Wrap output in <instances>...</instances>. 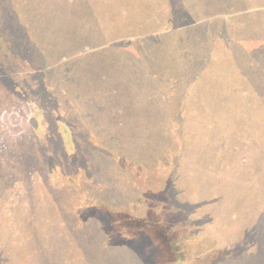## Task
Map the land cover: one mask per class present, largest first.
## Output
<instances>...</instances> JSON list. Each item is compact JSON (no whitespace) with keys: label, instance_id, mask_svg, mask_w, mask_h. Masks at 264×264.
<instances>
[{"label":"rangeland","instance_id":"obj_1","mask_svg":"<svg viewBox=\"0 0 264 264\" xmlns=\"http://www.w3.org/2000/svg\"><path fill=\"white\" fill-rule=\"evenodd\" d=\"M80 1L74 2L72 7L68 5V0H19L25 11L20 10V14L17 13V18L19 22L23 20L26 23L27 30H20L21 33L15 36L14 41L11 38H0L3 52L1 61L7 64L6 69L11 68L12 72L17 71L22 65L21 60L23 61L24 54L18 55L17 51L9 53V49H13L12 47L18 44H21V47L19 45L20 49L28 46L34 48L35 53L28 60L29 62L35 61L33 67H29L28 64L25 65V68L20 67L21 70L24 69L23 73L17 72L10 76H0L17 99V105L21 112L20 118L25 120L24 122H28L37 109L36 106L33 107L29 103L28 94L30 92L45 105V109L41 108V114L34 120V132L36 137L39 136V147L32 156L33 160L37 162V168L35 172L32 171L34 174L30 177L31 180L27 182L23 179L18 185H14L13 188L8 186L0 193V205L6 204L7 206L5 212L0 214V256L7 257L12 254L20 264H24L19 259L20 254L29 251L36 253L34 261L43 264H48L50 261L52 264H110L114 258L117 263L169 264V251L164 247L161 237L158 234L157 237L153 235L156 228L151 230L150 234H133L128 238L131 241L129 251L133 254L132 258L123 252L110 259L109 252L100 249L101 240L106 239L108 235L112 236L116 231L115 224L112 223L113 214L109 211L110 209L105 210V208H109V205H117L119 202L113 193L107 191L109 194L103 192L97 197L101 200L104 198L109 200L94 204L92 201L95 196L90 194L102 192L99 185H106V181L116 182V178L119 176L121 179H131L129 170L133 169V163L126 161L125 154L134 155L137 152L146 154L152 144L155 145L151 148L150 153L164 150L170 145L178 146L175 145V138L178 135L170 134L174 132L173 128L159 123L158 115L153 109L154 100L150 102L151 106L145 109L141 106L142 100L137 105L133 103L135 99L125 102L127 100L125 94L135 92V78L142 81L143 79L144 81L148 80L149 64L146 58L133 65L132 61L136 56H133L131 50L128 52L129 50L125 48L128 46L127 42L130 41L129 37L134 40L140 31L148 30L152 33L154 30H160L152 23L154 16L143 10L144 7L147 8V3L151 0H104V7H100L99 10H93L92 4L86 2L98 14V30L96 32L93 30V34L90 33L91 30L87 31L89 27L84 28V26L76 24V21L79 20V12L82 11L86 14V11L81 9L84 2ZM109 1L111 3L118 1L120 9H111L110 6H107ZM213 1L215 0H200L206 7ZM13 3L15 2L13 1ZM123 4L125 5L123 6ZM149 4L151 3L149 2ZM256 4H261L264 8V0H246V5L242 8V15L240 18L236 16L231 22L229 21L228 26L232 25L229 28L232 30L235 28V33L240 32L243 27L246 28V20L258 27V36L261 34L264 36V13L255 14V11L251 10ZM9 6L11 7L10 4H7L5 8H9ZM126 7L129 8V11L126 12L127 17L131 22L137 21L138 26H133L138 30L131 31L130 35H127L125 31L115 32L119 22L126 23L128 21L125 19L127 17L122 15V11L127 9ZM77 9L81 11H77ZM244 9L245 11H243ZM247 12L250 15L245 17ZM53 13H55V17ZM120 13L121 15L118 16ZM63 15L68 18H64L66 16ZM239 19H242L240 24H238ZM214 22L216 26L214 34L218 37L212 34L208 41L204 39L193 48H203L206 43L209 44V46L207 45L209 52L213 53V57L219 61L216 70L221 69V73L218 74L223 82L220 89H226V92L234 91L233 87L237 76L238 81L242 82L238 70L243 72L245 70L240 66L243 49L239 48L237 44L239 40H233L230 38L231 36L228 38L229 28L218 30L219 24L215 20ZM62 25L64 27H61ZM160 27H162L161 24ZM12 28L13 32H18V27ZM64 28L66 30L59 31ZM130 29L132 30L131 26ZM217 31L219 32L216 33ZM218 34H222V36L220 37ZM114 39H121L124 42L123 45L126 44V46L113 47ZM233 44L234 46H231ZM155 54V51L147 48L141 56L154 57ZM162 54L168 58L171 57L170 50H166ZM158 63V66H153L157 72H150V75L154 72L161 73L162 67L159 61ZM172 63L174 64L175 60ZM208 65L206 67L208 75L205 79L212 78L215 84L214 78L210 75L211 70H209L210 65L213 64L210 62ZM150 68H152L151 65ZM26 76L30 77L27 79ZM199 78L201 81L204 80L202 73ZM14 81L22 84L28 92L19 90L14 93V87L17 88L13 85ZM157 81L153 84L157 90L161 91L164 80L158 76ZM72 86L79 91L78 95H80L77 99L70 97L73 95ZM11 91H9L10 94ZM140 91L143 90L140 89ZM252 99L255 101L258 98ZM236 100L237 98L234 97V101ZM228 102H230V98ZM70 105L79 107L90 116L88 119L85 117L87 122L82 125V122L79 123L81 126L77 129V135H79L78 142L80 144L74 149L67 144L63 137L66 136L63 127H60L63 132L62 136L57 132L53 119L51 121L44 119L48 112L56 119L63 118L66 116L65 111L70 112L66 107ZM218 108L228 110V104L222 103ZM229 109L232 111L235 107L231 105ZM96 111H101V113ZM230 115L232 113H225L218 119L217 127L222 128L225 125L228 127ZM71 119L73 122L72 116ZM56 124L59 127L58 121ZM252 125H247V128ZM28 131L30 132L31 129ZM196 132H200V130L192 126L191 123L182 124L180 136L187 141V143L184 142L186 143L184 144V153L186 155V153L195 152L196 155H200L203 163L210 159H217L216 172H214L213 180L211 177H202L199 170L197 174H188L186 179L189 188L187 190L198 197L200 205H203V194L210 197V192L213 191L216 203L214 206L216 205L217 209L220 208L223 211L222 214L230 205L231 211L228 218L222 216V220L238 233H231L232 239L228 245L240 248L242 251H245V247L247 250H252L254 246H258L259 239L264 238V232L262 233L264 230V195H260L258 189L245 188L244 183L249 177L254 187H264V177L260 175L264 174V171L259 173V164L261 165L264 160V153L261 152V149L264 150V142H258L262 144L260 149L259 144L256 146H252V143L245 145L241 138H232L233 142L229 146L231 154H225L224 158L223 153L217 150V152L215 151L216 157L212 158L214 152L210 145H206L208 140L211 142L214 140L217 131L214 129L211 134L207 129L206 132L202 131L201 140H199L200 134ZM217 142H219L218 139ZM249 148L255 149L258 153L248 161L250 167L246 166L243 161V157L248 153L246 150L249 151ZM189 154L184 160L189 158ZM182 164L185 165L184 174L191 171L188 163L182 162ZM226 166H228L227 171L222 169ZM133 172L134 170L131 175ZM225 173H227L228 179L223 177L222 174ZM92 183L99 184L96 186ZM111 185L115 187L118 184ZM123 187L127 188V185L124 184ZM180 190L183 195H186L182 186ZM121 202L127 203V201ZM169 204H171V199L168 197L163 199L161 206H157L159 212L162 213L160 215L173 219L181 216L180 210L175 206L167 207ZM87 208H91V211ZM200 210L199 207L197 209L199 214H201ZM256 215H259V218L254 222V219L251 218ZM86 216L88 219L83 224L82 221ZM218 223L219 219L215 222L213 230L220 239H223L226 235L218 229ZM180 224L183 236L187 235L193 239L194 234L191 232L187 220L181 219ZM73 229L76 233L72 234ZM242 231H246L248 236L241 233ZM79 234L83 236L82 240H80ZM74 235L79 240H74ZM59 243L66 246L65 253L56 251ZM169 244L174 251L175 262L173 264H192V261H195L194 264H235L233 261H227L222 252H220L221 257L218 260L219 252L214 251L209 246L210 244H197L194 239L193 243H183L184 247L182 248L173 245L171 240ZM50 249H54L52 250V260L48 254ZM251 263L257 264L255 260H252ZM240 264H247V261Z\"/></svg>","mask_w":264,"mask_h":264},{"label":"trees","instance_id":"obj_2","mask_svg":"<svg viewBox=\"0 0 264 264\" xmlns=\"http://www.w3.org/2000/svg\"><path fill=\"white\" fill-rule=\"evenodd\" d=\"M13 1L15 3H13ZM227 1L228 0H215L206 7L200 0H151L149 1L151 4L148 2L147 8L144 7L143 10L154 16V22L152 23L156 27H159L160 30H154L152 33L148 30L140 31L135 36L136 38L134 40L129 37L131 42H127L128 46L126 48L124 47L129 50L128 52L131 50L133 56H136L132 61L133 65H135L136 62H142L144 58H146L149 64V69H147L148 80L144 81L141 76L146 84L142 80L135 78V92H128L125 94V98L127 97L125 102L130 99H135L133 103L137 105L140 104L139 101L142 100L141 106L145 109L151 106L150 102L154 100L153 109L158 115L159 123L173 128L174 132L170 134L178 135L175 138V145L177 144L178 146L170 145L164 150L150 153L151 148L155 145L152 144L146 154L145 152L143 154L137 152L134 155L125 154V158H127L126 161H132L133 163V169L129 170L131 179H121L119 176L116 178V182L106 181V185H99L102 192L90 193L91 195L94 194L92 196H95L92 201L94 204L96 202L104 203L108 201L109 199L104 198L101 200L97 197L103 192L107 193V191L113 193L114 197L119 202L117 205H109V208H105V210L110 209L109 211L113 214L112 223L115 224L116 231H114L112 236L108 235L106 239L101 240L100 249L107 250L111 256L110 259L119 256L123 252H126L127 255L132 258L133 254L129 251L131 249V241L128 238L133 236V234H150L149 232L156 228L157 230L153 235L157 237L158 234L163 241L164 247L169 251V264L175 262L173 258L174 251L169 241L171 240L173 245L178 248H182L184 247L183 243H193V239L197 244H210L209 246H211L214 251L219 252L218 260L221 257L220 252H222V254L226 256L227 261H233L235 264H240L245 261H247V264H252V260H255L257 264H264V238H260L258 246H254L252 250H247V247H245V251H242L240 248H235L234 246L230 247L228 245L230 239H232L231 233H238V231L232 230L227 223L222 220V216L226 219L228 218L229 212L231 211L230 205L227 206L226 211L222 214L221 212L223 211H221L220 208L217 209L216 205L214 206L216 203L214 201L215 193L213 191L210 192V197L204 196L205 193L203 194V205H200L198 203V197H195L191 191L187 190L189 188V183L186 179L187 175L197 174L198 170L199 173L201 172L202 177H211L213 180L215 175L214 172H216L215 164L217 162V159L214 158L216 157L215 151L217 152L218 150V152L223 153L224 158L225 154L230 155L231 149L229 146H231L230 143L233 142L232 138H241L245 145H250L252 143V146L259 144V141L264 142V36H262V34L258 36V27L246 20L245 22L247 25L246 28L243 27V30H241L242 32L235 33V28H233V30L230 29L229 27L232 25L228 26L229 23L236 16L240 18L242 15V8L246 5V0ZM74 2L78 3V0H68V5L73 7L75 4ZM80 2H84L83 8L81 9L85 10L86 14L80 9H77V11L81 12H79L80 14L78 15L79 20L76 19L74 14L75 21L77 20L76 24H80L84 26V28L89 27L90 29L88 28L87 31L91 30L90 33H92L93 30L96 32L98 30V14L93 10H99L100 7L103 8L105 1L81 0ZM86 2L92 4L93 10ZM117 2H114V6V3L109 1L107 6H110L111 9L119 8ZM214 2L217 3L213 4ZM7 4H10L11 7L5 8ZM124 5L125 4H123V6ZM254 6L255 7L251 10H254L255 14L264 13V8L261 4H256ZM240 7L241 9L239 10ZM126 8L127 9L122 11V15L127 17L126 12L129 11V8ZM20 10L25 11L20 5L19 0H0V38H11L12 41H14L16 39L15 36L21 33L19 31L27 28L26 23L23 20L19 22L17 18V13L20 14ZM243 11H245V9ZM54 14L55 13H53V16L55 17ZM119 15H121V13L118 14V16ZM249 15L250 13L247 12L245 17ZM64 18L68 17L66 16ZM83 18L84 20H82ZM125 19H128V21H126V23L119 22L115 32L120 33L125 31L127 35H130L131 31L138 30V28L133 27L137 26V21L131 22L128 17ZM214 20L219 24L218 30L229 28L228 30H230V32L227 33L228 38L231 36V39L239 40L237 44L239 48L243 49L240 66L245 70L244 72L240 69L238 70V73L242 77V82L238 81L239 78L236 74L237 81L233 87L234 91L226 92V89H220L223 82H221L218 74L221 73V69L216 70L219 66V61L213 57V53L209 52L207 47L209 44L206 43L203 48H193L196 47L195 45L204 41V39L208 41L210 36L214 34L216 28ZM241 21L242 19H239L238 24H240ZM88 23L90 24L88 25ZM160 24L162 27H160ZM12 27H18V32H13ZM61 27L64 26L62 25ZM63 30H66V28L60 29L59 31ZM218 32L219 31L216 33ZM68 33L72 34L71 32ZM218 35H220V37L222 36V34ZM214 36H216V34H214ZM20 40H22V38H20ZM112 42V46L116 48L126 46V44L123 45L124 42L121 41V39H114ZM19 45L21 47V44H18L12 47L13 49H9V53H16L17 51L18 55L24 54L20 67L25 68V65L28 64L29 67H33L35 61H28L29 57L35 53L34 48H32L33 46L20 49ZM231 46H234V44ZM1 48L0 46V76H10L17 72L23 73L24 69L21 70L20 67L15 72H12L10 70L11 68L6 69L8 65L1 61V54L3 53ZM147 48L148 50L155 51L157 57L141 56ZM166 50H170V58L162 54ZM37 54L41 56L39 53ZM174 60L175 63L173 64L172 61ZM158 61L162 67L161 73H155L157 69L153 68V66L159 65ZM210 62L213 65H210L209 70H211V73H209L214 78L215 84L212 78H209V80L205 79L208 75V69L206 67ZM150 65L152 68H150ZM153 71H155L154 74L150 75V72ZM201 73L204 76L203 81L199 78ZM158 76L162 77L164 80L161 91L157 90L153 84L158 82ZM29 77L30 76H26L27 79ZM25 82L27 83L26 80ZM13 85L17 86V88L14 87V93L19 90L28 92L23 88L22 84H18L16 81H14ZM72 87L73 89L71 92H73V95L70 97L77 99L80 95H78L79 91L76 87ZM140 89L143 91H140ZM9 91H11V88L8 89L5 81L0 78V193H2L5 188H8V186L13 188L14 185H18L23 179L27 182L31 180L30 177L34 174L32 171L35 172L37 168V162L33 160L32 156H34L33 154L37 152V148L39 147V136L36 137L34 132V120L41 114L40 109H45V105L41 103L39 98L30 92L28 94L29 103L33 107L36 106L37 109L31 115L30 120L24 122L25 120L20 118L21 112L20 107L17 105V99L13 92L11 91L10 94ZM234 97L237 98L236 101H234ZM229 98L230 102H228ZM252 98L258 99L254 101ZM222 103L228 104V110L218 108ZM230 104L235 107L232 111L229 109L231 106ZM66 107L70 112L67 113L65 111L66 116L63 114V118L56 119V117L54 118L51 113L48 112L45 114L46 118L44 119L45 121H51L53 119V124L55 123V128L61 135L63 132L60 130V127L62 126L66 134V136H62L66 139L67 144L74 149L75 147H79L80 144L78 142L79 135H77V129H79L83 123L87 122L85 121V117L88 119L90 116L86 114L87 112L84 113L75 105ZM96 112L101 113V111ZM225 113H232V115H230V123L228 127L225 125L222 128H218L216 122L225 115ZM71 116L73 122L71 121ZM57 121L59 122V127H57ZM80 122H82L81 125H79ZM185 122L191 123L192 126L200 130V132H196L201 136L199 140L202 139V131L206 132L207 129L210 134L214 129L217 131L214 140L212 142L208 140L206 145L211 146L214 152L212 158L214 159H210L208 162L203 163L200 155H196L195 152L192 154L186 153L185 155L184 144H186L187 141L180 136V133H182V124H185ZM50 123L52 124V122ZM53 124L52 128H54ZM247 125L252 126L247 128ZM30 129L31 131L29 132L28 130ZM222 134H224L223 137H221ZM228 135L231 137L229 136L227 138ZM217 139L219 142H217ZM259 145L261 149L262 144ZM246 151L248 153L243 157V161L246 166L250 167L248 161L252 156L255 157L258 155V153L255 149L251 148H249V151ZM261 152L264 153V150L261 149ZM187 154H189V158H186V161L184 158ZM182 162L189 164L191 171H187V174L183 172L185 170V165L182 164ZM227 168L228 166L222 169L227 171ZM132 170H134V172L131 175ZM259 171V173L264 171V160L261 165L259 164ZM222 175L228 179L227 173ZM260 175L264 177V174ZM92 184L97 186L99 183ZM111 184L118 185L112 187ZM124 184L127 185V188L123 187ZM244 184L245 188H249V190L258 189L261 193L260 195H264V187H254L249 177L245 180ZM181 186L185 189L186 195L181 193ZM168 197L171 199V204L167 205V207L175 206L181 212V216L178 218L173 219L165 215H160L162 213L159 212L157 206H161L163 199ZM121 201H127V203H122ZM217 205L219 207V204ZM6 207V204L0 205V214L5 212ZM199 207L201 209V214L197 212ZM122 208L125 209L123 210ZM90 209L91 208H87V210ZM258 218L259 215H256V217L254 216L251 219H254L255 222V219L258 220ZM87 219L88 216L83 219V224ZM181 219L187 220L190 230L194 234L193 239L189 238L187 235L183 236V231L179 226L181 225ZM218 219V229L226 235L223 239H220L219 235L213 230V226L215 227V222ZM263 232L264 230L262 233ZM73 233H76L74 229L72 234ZM241 233L248 236L246 231H242ZM73 239L79 240L75 235ZM82 239L83 236H80V240ZM52 250L54 249L48 251L50 260L53 259ZM56 251L65 253L66 246L59 243ZM35 254V252L30 251L24 252L20 254L19 259L24 264H43L34 261ZM194 263L195 261H192V264ZM0 264L20 263L16 261V257L11 254V256L7 257L5 255L0 256ZM48 264H52V261ZM110 264H131V262L117 263L114 258Z\"/></svg>","mask_w":264,"mask_h":264}]
</instances>
